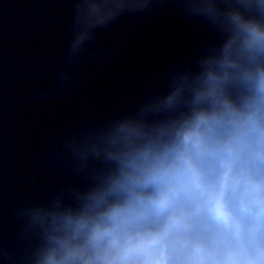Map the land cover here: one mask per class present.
Masks as SVG:
<instances>
[{"label": "clouds", "instance_id": "1", "mask_svg": "<svg viewBox=\"0 0 264 264\" xmlns=\"http://www.w3.org/2000/svg\"><path fill=\"white\" fill-rule=\"evenodd\" d=\"M151 4L212 38L52 141L70 179L19 209L21 264H264V0H77L72 53Z\"/></svg>", "mask_w": 264, "mask_h": 264}, {"label": "water", "instance_id": "2", "mask_svg": "<svg viewBox=\"0 0 264 264\" xmlns=\"http://www.w3.org/2000/svg\"><path fill=\"white\" fill-rule=\"evenodd\" d=\"M76 3L0 0V264H21L27 247L19 209L70 179L66 165L49 158L52 141L131 108L173 61L212 38L178 11L151 4L96 29L73 54L83 31Z\"/></svg>", "mask_w": 264, "mask_h": 264}]
</instances>
